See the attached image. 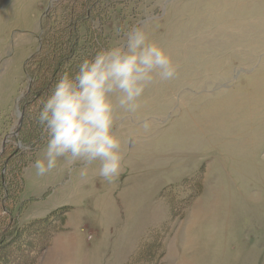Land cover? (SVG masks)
Listing matches in <instances>:
<instances>
[{
  "label": "rangeland",
  "instance_id": "374dc122",
  "mask_svg": "<svg viewBox=\"0 0 264 264\" xmlns=\"http://www.w3.org/2000/svg\"><path fill=\"white\" fill-rule=\"evenodd\" d=\"M3 231V264H264V0H0Z\"/></svg>",
  "mask_w": 264,
  "mask_h": 264
},
{
  "label": "trees",
  "instance_id": "16d2710c",
  "mask_svg": "<svg viewBox=\"0 0 264 264\" xmlns=\"http://www.w3.org/2000/svg\"><path fill=\"white\" fill-rule=\"evenodd\" d=\"M41 91H35L34 93H32V103H34L35 101L39 100L41 98V96L43 94H46L48 92V89L45 88V89H40ZM15 152H13L12 154H14ZM4 206V205H3ZM6 207L4 206L3 209L1 210V214L2 215H6L8 216L7 214H9V212L7 211ZM46 220V219H45ZM45 220H40V222H44ZM38 222V223H40ZM37 226V225H36ZM5 232L3 231L2 232V235L0 236L1 237V243H0V246L2 247L3 245H7L5 248L9 247L11 244H10V241L9 239H7V234H4ZM6 236V237H5ZM5 238V240H4ZM16 243V242H15ZM16 247V246H15ZM15 247H12V248H15ZM4 248V247H2ZM11 249V248H10ZM10 251V250H8ZM13 258V256L11 255V253L9 254H6V256H2L1 258V261L0 263L3 264V263H7L9 260H11Z\"/></svg>",
  "mask_w": 264,
  "mask_h": 264
},
{
  "label": "flooded vegetation",
  "instance_id": "af4514ba",
  "mask_svg": "<svg viewBox=\"0 0 264 264\" xmlns=\"http://www.w3.org/2000/svg\"><path fill=\"white\" fill-rule=\"evenodd\" d=\"M16 153V152H15ZM17 154V153H16Z\"/></svg>",
  "mask_w": 264,
  "mask_h": 264
}]
</instances>
